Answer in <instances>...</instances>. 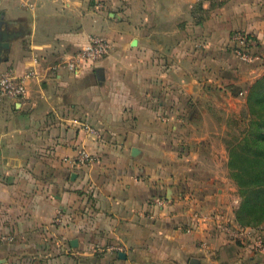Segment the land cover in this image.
Here are the masks:
<instances>
[{"label":"crops","instance_id":"crops-1","mask_svg":"<svg viewBox=\"0 0 264 264\" xmlns=\"http://www.w3.org/2000/svg\"><path fill=\"white\" fill-rule=\"evenodd\" d=\"M235 32L264 54V0L0 2V72L40 59L0 102V264H264L227 186L224 140L264 73ZM89 35L109 55L59 68ZM81 147L96 160L73 168Z\"/></svg>","mask_w":264,"mask_h":264},{"label":"built area","instance_id":"built-area-1","mask_svg":"<svg viewBox=\"0 0 264 264\" xmlns=\"http://www.w3.org/2000/svg\"><path fill=\"white\" fill-rule=\"evenodd\" d=\"M7 0H0V2ZM17 1L23 7L32 9L38 0H12ZM59 6L61 10L70 8L76 0H47ZM99 8L101 5L96 4ZM231 51L242 62L263 63L264 54L255 52L256 41L244 32H235L230 37ZM112 42L98 35H89L86 44L75 51L67 60L59 64V68H65L71 73H78L85 67L96 66L100 60L104 59L112 50ZM40 65V59L33 57L30 67L22 74L16 75L11 69L0 72V102L7 99L21 100L27 95L28 83L38 77L37 68ZM86 129L93 132L92 128L86 126ZM96 158L87 148L81 147L77 150L71 160L73 168H81L95 162ZM90 188V187H89ZM89 191V190H87ZM89 193V192H88ZM164 200L157 198L153 201L156 207L163 206ZM239 230H243L239 228ZM0 240H11L10 236L0 235ZM255 250L264 255V245L262 239L255 242Z\"/></svg>","mask_w":264,"mask_h":264},{"label":"rangeland","instance_id":"rangeland-1","mask_svg":"<svg viewBox=\"0 0 264 264\" xmlns=\"http://www.w3.org/2000/svg\"><path fill=\"white\" fill-rule=\"evenodd\" d=\"M258 92H260L261 96H264V89ZM246 97L247 95L245 94L244 108L237 118L233 120V130L229 138L224 140V143L227 146L226 175L229 179L227 186L229 192L238 201L235 203V210L237 211L239 209V203H241L243 198H249V202L248 200L246 202L247 208H245L244 214L252 216L260 204L255 198V187L252 179L255 175L251 174L255 169L254 163L256 161L254 163H248V148H264V137L262 135L260 118L257 116V110H251L249 106L250 101ZM251 224V226L246 228L252 229L254 239L257 238L256 241L262 239L264 245V223H259L257 220H254ZM239 228L244 229L241 226ZM253 241L252 250H254L256 242ZM256 254H260V252L257 251ZM261 257H264V255L261 254Z\"/></svg>","mask_w":264,"mask_h":264},{"label":"trees","instance_id":"trees-1","mask_svg":"<svg viewBox=\"0 0 264 264\" xmlns=\"http://www.w3.org/2000/svg\"><path fill=\"white\" fill-rule=\"evenodd\" d=\"M231 49V47H230ZM253 51H255L253 49ZM259 52V51H255ZM264 89V73L261 77L257 78L247 89L246 95L249 102L251 110H257V116L260 118V125L262 130V135L264 137V96H261L260 91ZM256 161V162H255ZM254 163V170L251 174L255 175L253 179V185L255 187V198L260 204L257 211L253 213L252 216H247L244 214L246 207V202L249 198H243L241 203H239V209L235 210V219L241 227L251 226L254 220L259 223H264V148H248V163ZM243 201V202H242Z\"/></svg>","mask_w":264,"mask_h":264},{"label":"water","instance_id":"water-1","mask_svg":"<svg viewBox=\"0 0 264 264\" xmlns=\"http://www.w3.org/2000/svg\"><path fill=\"white\" fill-rule=\"evenodd\" d=\"M0 47H3V48H9V43H8L7 41L1 40V41H0ZM76 243H77L76 240H72V241H71V244H72V245H75ZM118 257H119L120 259H125V254L120 252V253L118 254ZM193 262H194V261H193Z\"/></svg>","mask_w":264,"mask_h":264}]
</instances>
